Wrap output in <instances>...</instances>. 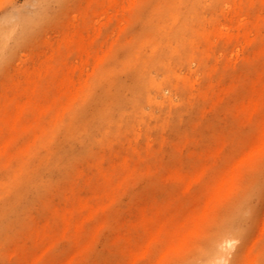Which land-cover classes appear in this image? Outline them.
Wrapping results in <instances>:
<instances>
[{
	"label": "bare ground",
	"instance_id": "bare-ground-1",
	"mask_svg": "<svg viewBox=\"0 0 264 264\" xmlns=\"http://www.w3.org/2000/svg\"><path fill=\"white\" fill-rule=\"evenodd\" d=\"M94 11L0 91V264L4 242L25 236L21 264H44L52 236L76 246L60 264H95L105 234L115 264H264V214L246 246L256 192L226 211L264 167V0H96ZM13 36L0 27V56ZM210 100L238 131L197 135ZM88 158L97 183L84 196L76 164ZM146 182L160 199L122 221L120 200ZM36 208L53 219L27 228Z\"/></svg>",
	"mask_w": 264,
	"mask_h": 264
},
{
	"label": "rangeland",
	"instance_id": "rangeland-1",
	"mask_svg": "<svg viewBox=\"0 0 264 264\" xmlns=\"http://www.w3.org/2000/svg\"><path fill=\"white\" fill-rule=\"evenodd\" d=\"M96 0H0V27L2 29H10L13 31L14 36L11 42H8V49L0 56V91L7 89L13 82L22 81L26 74L32 71H38L39 59L50 56L53 51L58 50L64 42L63 38L68 33L72 26H79L83 28L84 24L92 23L94 19ZM11 19L12 22H6ZM85 56H82L84 59ZM80 59V60H82ZM90 59H93V51L90 53ZM92 63V62H91ZM244 73L242 68L238 69L237 76ZM202 113L205 115V120L201 121L197 135L201 137L208 136L215 133H220L223 129L227 131L228 135L232 132L238 131L239 124L233 125L231 118L226 120L224 114L220 112H213L211 110V100L208 104L201 105ZM197 117V116H196ZM198 118V117H197ZM196 118V119H197ZM195 119V121H196ZM194 120V119H193ZM189 122L185 124L180 130L182 132L190 131L192 125L198 123ZM191 123V124H190ZM250 137L247 136L240 146V150L245 149ZM206 145V144H205ZM200 148L198 149V151ZM104 149L97 150L96 158L104 156ZM236 149L228 148L227 153L234 156ZM92 158L81 160L76 164V169L82 176L83 181L81 185V193L84 196H91L92 190L87 187L88 184H95L93 177L95 170L90 168ZM190 162L189 164H191ZM135 166L143 168L144 164L140 160H135ZM101 168H108L107 161L103 160ZM97 178V177H96ZM254 190L256 194L250 200V206L254 211V215L247 224L248 238L246 246L249 241L256 235L261 226V217L264 214V167L257 172H254L248 177L240 187L236 197L229 205L226 206V211L231 209L236 202L248 199L250 190ZM60 191L56 189L50 195L56 204L61 202L59 197ZM161 193L152 187H147V182L141 184L133 194L123 197L116 212L122 221H131L135 218L139 211V205L146 200L160 199ZM166 199V197H164ZM187 202V203H186ZM187 204L185 209H193L197 204V200L186 199L179 205ZM59 206V205H57ZM109 214V213H108ZM107 213L102 214L101 219L109 217ZM54 213L33 209L30 214L28 227L36 228L40 226L46 219H53ZM27 228L21 233L25 234ZM112 236L105 234L100 239L97 245V254L92 257L95 264H115L116 256L110 250V242ZM53 243L52 249L45 255L44 264H60L62 261H68L76 252V246L71 241L62 242L55 236L51 237ZM85 244H94L93 238L85 236L83 238ZM245 244V243H244ZM33 243L30 242L26 236L18 238L17 240L12 237L7 242H4L3 260L2 264H21L25 255V250L32 247ZM243 264V255H241ZM91 261V262H92ZM264 263V261L262 260Z\"/></svg>",
	"mask_w": 264,
	"mask_h": 264
}]
</instances>
